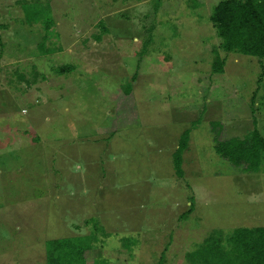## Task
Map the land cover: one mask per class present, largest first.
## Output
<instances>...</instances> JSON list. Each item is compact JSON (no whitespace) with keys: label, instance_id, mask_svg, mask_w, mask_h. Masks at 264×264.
I'll return each instance as SVG.
<instances>
[{"label":"rangeland","instance_id":"obj_1","mask_svg":"<svg viewBox=\"0 0 264 264\" xmlns=\"http://www.w3.org/2000/svg\"><path fill=\"white\" fill-rule=\"evenodd\" d=\"M26 1L0 0V264L88 234L89 264H190L211 234L264 226V165L214 146V121L244 137L256 118L264 137V59L223 50L221 0H42L49 32Z\"/></svg>","mask_w":264,"mask_h":264},{"label":"trees","instance_id":"obj_2","mask_svg":"<svg viewBox=\"0 0 264 264\" xmlns=\"http://www.w3.org/2000/svg\"><path fill=\"white\" fill-rule=\"evenodd\" d=\"M43 1H26L23 10L31 22L41 23L49 32L55 21L51 4ZM210 20L221 38L223 50L264 59V0H221L214 7ZM100 26L103 32H108L104 21L101 20ZM101 36L95 35L98 40ZM41 51L45 52L44 46H41ZM222 68L223 61L217 57L214 69L222 71ZM122 89L125 94H131L132 84L124 83ZM212 129L215 131V151L222 158L244 172L261 170L264 165V137L256 118L253 129L244 137L227 136L224 124L220 122L214 121ZM188 141L189 132L182 136L175 152L177 174L183 172L182 155ZM97 241L93 234L48 240L46 264H89L86 253L94 249ZM186 259L190 264H264V226H241L226 235L217 231L187 252ZM92 264H110V260L100 255ZM157 264H166L165 257H161Z\"/></svg>","mask_w":264,"mask_h":264},{"label":"crops","instance_id":"obj_3","mask_svg":"<svg viewBox=\"0 0 264 264\" xmlns=\"http://www.w3.org/2000/svg\"><path fill=\"white\" fill-rule=\"evenodd\" d=\"M113 157H119V156L116 155V156H113ZM113 157H112V160H114ZM108 160H109V158H108ZM117 170H118V171H115V170H114V171H113V174H114V175L116 174L118 177H121V176L123 175V171H122V169H119V168H118Z\"/></svg>","mask_w":264,"mask_h":264}]
</instances>
